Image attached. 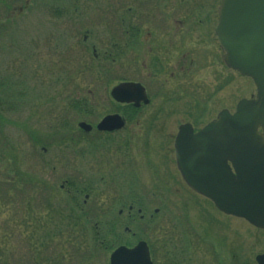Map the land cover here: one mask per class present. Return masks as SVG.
<instances>
[{
  "label": "rangeland",
  "instance_id": "1",
  "mask_svg": "<svg viewBox=\"0 0 264 264\" xmlns=\"http://www.w3.org/2000/svg\"><path fill=\"white\" fill-rule=\"evenodd\" d=\"M219 2L0 0L1 263L55 264L48 254L62 253L59 264H108L112 247L139 238L150 243L154 264H256L264 229L217 212L182 182L171 157L170 164L161 158L179 122L199 127L255 92L249 78L223 64L211 40ZM209 55L214 59L201 61ZM151 59L160 73H151ZM121 79L142 82L153 95L146 113L161 114L129 124L128 156L118 153L125 129L107 136L77 125L119 109L109 90ZM116 183L136 189L121 194V213ZM103 215L106 249L90 253L79 220L88 218L94 232ZM113 217L129 232L109 228ZM46 226L63 234H45ZM42 237H52L49 247L40 248Z\"/></svg>",
  "mask_w": 264,
  "mask_h": 264
},
{
  "label": "water",
  "instance_id": "2",
  "mask_svg": "<svg viewBox=\"0 0 264 264\" xmlns=\"http://www.w3.org/2000/svg\"><path fill=\"white\" fill-rule=\"evenodd\" d=\"M215 34L225 64L250 76L256 93L254 98L240 99L233 113L220 111L196 133L189 124L179 126L174 143L176 166L185 182L210 198L219 210L264 228V0H221ZM122 90L143 97L142 87L129 83L113 87L112 97L133 100L120 96ZM121 124L120 117L113 114L105 116L97 128ZM79 126L90 128L84 122ZM256 259L264 264V255ZM110 264L151 262L145 243L140 241L132 249L116 248L110 254Z\"/></svg>",
  "mask_w": 264,
  "mask_h": 264
},
{
  "label": "flooded vegetation",
  "instance_id": "3",
  "mask_svg": "<svg viewBox=\"0 0 264 264\" xmlns=\"http://www.w3.org/2000/svg\"><path fill=\"white\" fill-rule=\"evenodd\" d=\"M211 6H213V3H212V5ZM213 10V8L211 9V11ZM211 13V12H210ZM213 13V12H212ZM212 13L210 14V17H212ZM214 15H215V12H214ZM212 39V41L214 42V38L213 37H211ZM161 58H163V56H161ZM213 59V57L212 56H207V59H206V61L208 60H212ZM151 61H155V59H152ZM152 73V72H151ZM160 73V72H159ZM132 81H137V82H140V81H138V80H136V79H132ZM141 84H142V82H140ZM144 85V84H143ZM144 88H145V92H146V95L147 96H149L150 95V93L148 92V90H147V88H146V86L144 85ZM152 99L150 98V101H151ZM149 101V102H150ZM148 102V103H149ZM148 103H146V104H144L143 102H139L138 104H137V106H135L133 103H130V104H124V106L125 107H130V108H132V110L133 111H130L131 113H129V115L131 116V119L133 120V121H135V122H138V120H139V117L141 116V115H143L144 116V118L146 119V120H148L149 122H151V121H155L156 119H157V116H161V114H159V111H155V113H150V112H147L146 113V109L144 108V107H146V105H148ZM166 117V116H165ZM125 118V117H124ZM164 118V117H163ZM146 120H144V121H146ZM183 122H188V121H183ZM182 122H179L178 124H177V126H179L180 124H181ZM191 124H192V122H190ZM192 126H193V128H194V125L192 124ZM194 130H196V128H194ZM144 133H149V129H144V132H143V134ZM142 134V135H143ZM149 136H154V134H150L149 133ZM170 137H171V135L170 134H168L167 135V140L165 141L167 144L165 145V146H161L160 148H161V150H163V155H161V158L168 164V163H170V157H171V159H172V155H173V148L171 147V144L173 145V138L172 139H170ZM146 145H147V143L146 144H144L143 146H142V149H141V151H142V154H144V153H146V151L144 150L145 148L144 147H146ZM153 144H151V146H152ZM148 153H150V146H149V150L147 151ZM161 152V151H160ZM172 153V155H170ZM85 197L87 198L88 197V194H85ZM124 206V205H123ZM123 206H121L120 207V210H119V213H121L122 212V209H123ZM135 208V206H134V204H132V203H129V204H127V206H126V209H127V218H132L133 216H134V214H132L131 212L133 211V209ZM157 209V208H156ZM136 211H137V213L140 215V217H143L142 216V213H141V211H142V209L140 208V207H136ZM123 223V222H122ZM95 226H97V223L95 224ZM129 230V228H128V226L127 225H125L124 223H123V231L124 232H129L128 231Z\"/></svg>",
  "mask_w": 264,
  "mask_h": 264
},
{
  "label": "trees",
  "instance_id": "4",
  "mask_svg": "<svg viewBox=\"0 0 264 264\" xmlns=\"http://www.w3.org/2000/svg\"><path fill=\"white\" fill-rule=\"evenodd\" d=\"M4 21H5L4 17L0 19V31H1V29H3L5 27ZM1 102H2V99L0 98V103ZM0 111H3V109H0Z\"/></svg>",
  "mask_w": 264,
  "mask_h": 264
}]
</instances>
